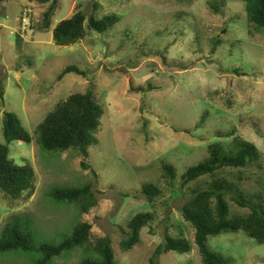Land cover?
I'll use <instances>...</instances> for the list:
<instances>
[{
  "label": "rangeland",
  "instance_id": "obj_1",
  "mask_svg": "<svg viewBox=\"0 0 264 264\" xmlns=\"http://www.w3.org/2000/svg\"><path fill=\"white\" fill-rule=\"evenodd\" d=\"M95 3L99 19L117 14L121 22L104 35L91 31L75 45H56L57 24L79 10L90 16ZM49 6L28 0L0 5V143H7L6 114L15 113L33 140L12 142L10 159L35 171L33 193L14 200L0 190V237L7 224L18 221L36 246L58 245L88 222L92 241L112 239L117 264H150L166 234L183 235L192 250L165 254L160 264H204L182 207L192 189L206 187L211 177L182 189L181 176L208 157L210 146L230 150L240 139L254 144L260 159L219 174L250 199L264 196V29L249 23L245 0H59L51 28L44 30ZM69 66L87 77L71 73L59 81ZM89 91L104 109L97 143L85 159L95 177L82 168L77 151H45L37 134L60 102ZM165 163L177 170L176 180L166 179ZM91 182L99 203L88 215L52 197L55 190ZM145 183L162 190L152 204L140 196ZM230 204L232 213L249 212ZM147 212L155 214V223L143 230L139 245L123 252V232L135 215ZM207 246L229 264H264V244L243 231L210 237ZM42 259L37 251L0 253V264H42ZM89 259L100 257L77 248L47 264Z\"/></svg>",
  "mask_w": 264,
  "mask_h": 264
},
{
  "label": "trees",
  "instance_id": "obj_2",
  "mask_svg": "<svg viewBox=\"0 0 264 264\" xmlns=\"http://www.w3.org/2000/svg\"><path fill=\"white\" fill-rule=\"evenodd\" d=\"M16 0H0V5ZM30 3L50 4L44 13V30L51 28L59 0H28ZM248 21L258 28L264 29V0H245ZM99 4H94V12L87 16L83 11H77L71 18L57 24L53 30V38L58 46H70L86 39L89 32L104 35L121 22L117 14L98 18L96 12ZM217 47L212 48L215 53ZM74 73L87 77V73L77 66L67 67L58 77L62 81L67 75ZM104 116L103 107L96 101L92 91L85 94H74L60 102L56 108L48 113L37 127L38 143L45 151L75 150L84 158L81 166L84 170H92L86 163L89 149L97 142L94 139L99 133ZM3 133L6 144L0 143V190L14 200L21 199L25 193L35 190V171L31 164L18 166L10 159L9 145L14 142L31 143L33 137L23 128L20 118L15 113H7L3 122ZM230 137V136H228ZM260 159V152L256 146L244 140H236L233 148L225 150L222 145L214 144L208 150V157L190 167L181 176L182 189L204 177H211L206 187L192 189L189 199L182 207L183 218L195 230L194 242L198 247L204 264H229L230 261L211 251L207 242L210 237H217L224 233L243 231L258 244H264V196L253 194L250 199L240 186L228 180L219 172L224 170L246 169ZM163 171L166 179H177V170L171 164L165 163ZM93 176L96 174L92 170ZM98 181V180H97ZM97 183V182H96ZM94 182L84 187L58 189L52 194L55 201L76 204L84 215H88L99 203V192ZM146 201L153 203L162 195V190L152 183H145L141 187ZM138 193V191H137ZM139 194V193H138ZM233 202L240 210H248L246 215L232 213ZM152 212L135 215L127 226V235L121 243L123 252L133 250L141 243L144 229L155 223ZM93 226L88 222L79 223L73 234L58 245L41 244L36 246L32 234L28 229L23 230L16 221L7 224L0 237V253L11 251H37L42 254V264L49 263L53 258L64 253L82 248L94 251L100 260H84L81 264H117L115 252L110 237H102L92 241ZM192 250L191 243L182 236L173 237L166 234L163 245H160L150 258V264H160L163 255L176 252L181 255Z\"/></svg>",
  "mask_w": 264,
  "mask_h": 264
},
{
  "label": "built area",
  "instance_id": "obj_3",
  "mask_svg": "<svg viewBox=\"0 0 264 264\" xmlns=\"http://www.w3.org/2000/svg\"><path fill=\"white\" fill-rule=\"evenodd\" d=\"M29 13H31V11L29 12V10H27L24 14V28L28 29V27L30 26V17H29Z\"/></svg>",
  "mask_w": 264,
  "mask_h": 264
}]
</instances>
